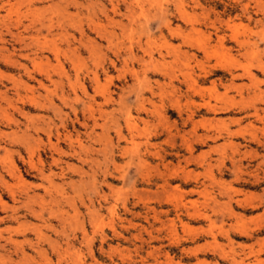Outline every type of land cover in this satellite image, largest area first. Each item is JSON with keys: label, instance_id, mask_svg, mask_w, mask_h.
<instances>
[{"label": "rangeland", "instance_id": "obj_1", "mask_svg": "<svg viewBox=\"0 0 264 264\" xmlns=\"http://www.w3.org/2000/svg\"><path fill=\"white\" fill-rule=\"evenodd\" d=\"M11 1L16 3L22 0ZM100 1L109 9L107 0ZM154 1L150 3L152 8L166 5L164 0ZM75 3L80 4V7ZM55 4H61V7L68 4L64 16L59 14L58 8L53 6ZM88 4V0H44L35 4V8L40 10V17L36 16L37 20L45 26V29H41V34L46 36L43 54L39 55L42 59H40L41 68L50 74V79L55 80L56 85H51L43 77V79L38 76L35 78L40 80L47 90L57 88L58 93H54L52 105L59 110V113L54 117L49 107L48 110L46 109L47 112H43L31 109V106L24 107L23 112L33 118L41 116L48 121L53 120L52 126L55 125L61 135H59L60 141L57 142L54 130L49 133L50 137L46 136V132H39V135H36L31 130L21 139L20 136L25 131L23 119L16 113L11 116L20 123L18 128L14 125L9 126L0 119V133L4 135L0 138V177L7 184L5 189L0 183V199L5 205H0V264H167L169 261L172 264H229L227 261L218 260V253L210 252L206 245L208 242L209 245L212 243L210 233L216 235L219 248L225 252H230V249L241 251L239 245H248L254 242V239L264 240V175L256 170L257 163L264 159V145L257 143H264V71H262L264 12L260 8L262 5L264 11V0H182L181 9L185 12L186 19L185 21L175 19L171 27L174 29L180 26L185 34H188L192 25L195 31L190 33V46L180 47L177 38L170 41L172 49L167 55L165 53L167 46L156 28L155 21L149 23L147 31L142 30L139 24L142 25L144 22L143 15L139 16L135 13L134 21L132 19L131 22L123 17L122 8L119 14L112 18L116 24L107 25L102 22L107 31L111 30L115 34L112 43L108 44L105 39L98 38L88 27L87 12L90 14L92 7L95 11L99 7L95 4L92 6V3ZM22 5L19 8L20 12L25 10V3ZM51 5L53 8L48 9ZM244 5H247L246 12ZM145 6L148 7L147 4ZM168 9L170 12L173 11L172 6ZM16 17L15 14L13 19L16 20ZM26 22L24 20V24H27ZM80 22L83 29L81 37L76 28ZM118 22L120 25L117 24ZM47 28L50 29V33L46 32ZM163 33L165 34V30ZM71 35L73 38L70 37ZM219 37H223V40L218 41ZM138 40L148 53L151 50L152 62L144 56L145 64L148 61L150 66L147 63V67H140L131 60L143 56L136 48ZM87 41L92 42L90 44ZM130 43L133 46L132 54L124 55L129 52ZM245 43H249V46ZM0 46L2 47V44ZM5 47L9 48V51L12 49L9 44ZM118 51L121 52L123 59L125 58L126 64L123 61H115L116 68L113 69L107 62L114 59V54ZM159 52L164 54L163 59L157 55ZM13 59L17 60L15 57ZM103 59L105 61L102 66L107 68L108 73L99 76L100 85L104 90L111 92V100L114 102L104 108L107 116L105 130L94 128L96 134L103 135L99 139L97 137L91 140L93 135L87 138L78 122L82 121V112L86 113L84 102L87 99L83 93L88 96L93 95L89 78L95 71L101 72L97 64ZM27 61L20 62L32 69ZM152 66H156L161 72L153 73ZM145 68L150 70L146 72L143 70ZM245 71L250 73L252 78L247 76ZM134 73L141 80L139 85L133 83ZM163 73L169 74L171 78L162 76ZM231 73L233 76L242 75V78L232 79ZM20 75L22 72H19L17 67L7 68L0 59V93L6 91V95L12 98V83L8 79L10 77L18 79ZM23 80L26 81L25 78ZM142 80L146 84H143ZM147 81L151 83L154 96L148 92H140L141 89H145ZM213 81L217 84L214 88ZM155 82L160 84L159 89ZM230 83L234 88L224 93V87ZM28 84L36 87L32 82ZM81 86L85 88L83 93ZM37 89L39 94L45 95L43 90ZM61 92L64 98L67 97L66 103L59 99ZM140 93L141 98L145 100L144 105L148 113H138L139 102L135 95ZM95 101L101 103L99 98H95ZM207 102L217 108L215 113L201 105ZM1 105L10 114L13 113L4 103ZM72 106L75 107L78 122L71 112ZM255 110L258 111L259 119L262 121L254 116ZM237 119H240V124H235ZM98 123L102 121L99 119ZM249 124L254 127L256 135L254 142H249V134L253 132ZM116 130L127 137L132 134L134 140L141 143L138 146L141 153L147 150L145 141L150 138L148 148L152 152L158 151L164 157L163 161L149 158L147 167L134 171L133 166H127L128 158L134 155L132 153L134 147L118 141ZM238 130L249 131L248 134L245 132V141L239 136H229L230 133ZM27 135L37 140L30 141ZM62 135L71 137L73 151L76 153L68 149V141L64 140ZM76 136H78V145L88 149L91 161L94 164L99 163L95 165L96 167L93 164L89 165L92 166L91 170L85 164L81 165L78 160L82 151L79 152L75 144ZM212 138L215 139L211 140ZM16 139L20 141L27 139L24 143L32 144V148H37L31 160L36 167H40L39 160L43 162L42 173L57 174L55 177L51 175L52 183L57 185L53 186L54 191L50 192L53 199L51 202L48 196H44L43 189L36 188L41 184V175L29 168L26 163L27 149L22 144L18 145ZM166 141L172 146L167 145ZM230 143L238 146V154H232L233 149L227 146ZM50 144L58 145L56 148L58 152L54 151ZM2 148L6 150L5 153ZM103 155L111 159L105 160L104 156L103 160ZM252 155L253 157H250ZM59 158L61 163L54 168L51 160ZM234 158L241 161L238 170L236 166H239V163ZM184 160H189V164L185 165ZM178 163L190 174V178L185 181L183 175L178 174L175 177L176 181L166 187L165 195L160 189L163 179H168L165 167L170 170ZM105 166L108 172L103 174L107 177L104 181L102 168ZM156 166L160 173L166 174L164 178L157 175ZM58 168L62 169V177L58 176ZM71 169L74 170L71 172ZM77 170L78 172H75ZM79 171L85 174H80ZM127 172L131 180L124 183L119 175ZM251 174H259L260 179L257 181L250 176ZM134 179L137 180L135 185L132 184ZM219 182L221 186L217 184ZM42 184H45L44 180ZM109 185L113 189L112 192ZM204 187L207 189L205 194L207 196L198 193L192 195V192H189V190L203 191ZM233 190L236 192L234 193ZM11 192L14 201L18 203L12 201ZM151 193L152 195L156 193L157 198L150 197ZM25 195L31 196L27 206L35 210H39L38 201L43 197L46 206L41 214L45 222L34 218L21 207L26 202ZM251 195L258 198L253 199L254 206L262 203L259 208L238 203V200ZM228 196H231V202H228ZM147 197L150 201H147ZM193 200L198 201L195 207L200 212L205 211L206 202L207 206H214L212 200L220 204L216 207L218 209L215 211L216 214L208 211L214 223L210 224L207 219L192 216L191 208H188L187 212L180 207L181 204L188 207V202ZM14 205L16 207L18 205L19 208L15 215L11 211ZM227 206L236 213V218L226 211ZM48 208L52 209L50 214L47 212ZM153 212L157 214L159 222L153 220ZM146 217L149 224L145 223ZM237 217L238 221H236ZM257 222L263 227L257 229L255 227ZM18 223H25L28 226L24 234H16L13 231L18 227ZM239 223H244L245 228L251 230L249 232L253 233L252 237L239 236L232 229ZM34 227L37 228L35 229L38 230L37 232L33 231ZM35 233H38V238ZM205 249L207 250L204 251ZM21 253L26 256L25 259L22 258ZM238 253L240 257L241 253ZM260 258L264 262V253Z\"/></svg>", "mask_w": 264, "mask_h": 264}, {"label": "bare ground", "instance_id": "obj_2", "mask_svg": "<svg viewBox=\"0 0 264 264\" xmlns=\"http://www.w3.org/2000/svg\"><path fill=\"white\" fill-rule=\"evenodd\" d=\"M42 1H44V0H22V1H20V2H16V3H13L11 0H0V44H2V47L0 48V59L2 60V62L4 63V66H6L7 68H15V67H17L18 68V70H19V72H22V75H20L19 77H18V79H15V78H13V77H10L8 80H10L11 81V83H12V88H11V90L13 91V97L12 98H10V97H8L7 95H6V91H4L3 93H0V119L1 120H3V121H5L6 122V124L7 125H14V127H16V128H18L19 127V125H20V123L17 121V120H15V119H13V118H11V116L13 117V114L14 113H16L21 119H23L24 120V122H23V126L25 127V131L24 132H22L23 133V135L22 136H20L21 137V139H23V136H25L26 135V133L27 132H29V131H31L32 130V132L34 133V134H36V135H39V132H46V136H48V137H50V134L52 133V130H54L55 131V133H56V135H57V138L55 137V139L57 140V142H58V140L60 139V136L59 135H61L60 133H59V130H58V128L55 126V125H53L52 126V124L54 123L53 122V120L51 121H48V120H46V119H44L43 117H30V116H28L26 113H24L23 112V109H24V107H29V106H31L30 108L31 109H35V110H38V111H43V112H45L46 111V109H47V107H49V111H51V113L53 114V116L54 117H56L57 115V113H59V110L56 108V107H54L53 108V96H55V94L56 93H58V90H56L55 88H52V90H47L43 85H42V83H41V81L40 80H37L35 77L36 76H38L39 78H44L45 79V81L47 80L48 82H50L51 83V85H56V82H55V80H53V79H50L51 78V76H50V74L47 72V71H45V70H43L42 68H41V63H40V59L41 58H39V55H41V54H43L42 53V51L44 50V47H45V37L46 36H42V34H41V29H45L44 27L45 26H43V23L41 22V21H38L37 20V15H38V17H40V13H39V11L40 10H38V9H36L35 8V4H38V3H40V2H42ZM95 2H90L89 0H88V2H89V4L90 3H92L91 5L93 6L94 4L95 5H97L98 7V9H96V11L94 10V9H92L91 7V12H90V14H89V12H87V22L89 23L88 24V27H89V29H91L92 31H94L95 32V34H96V36L98 37V38H100V39H105L106 40V42L108 43V44H111L112 43V39L114 38V36H115V34H114V32L113 31H107L106 30V28H105V26L102 24V22H104V23H106L107 25H109V24H112V23H115L113 20H112V18H113V16H115L116 14L118 15L119 13V11H120V9L122 8L123 10H124V12H123V14H124V18L126 17L127 18V20H129V21H131L132 19V21H134V17L136 16V14L137 15H143L142 17L143 18H145V19H143L144 20V22H143V24L141 25V24H139L140 26H142L141 27V29L142 30H146L147 31V29L149 28V23H151V21L153 22V21H155V23L157 24V29H158V31L160 32V34H161V37H162V39L164 40V42H165V44H166V50H165V53H166V55L168 54V51L170 50V49H172V46L170 45V41H172V40H175V38H177L179 41H180V47H183V46H190V43H191V36H190V33H192V32H194L195 31V28L192 26V25H190V28H189V31H190V33H188V34H185V32L182 30V28L180 27V26H176V28H172L171 27V24H172V21H174L175 19H180V20H182V21H185V19H186V14H185V12L183 11V9H181L182 8V6H181V1L182 0H164V2H165V4L166 5H160V6H157V7H155V8H152V6L150 5V3H152V1H154V0H107V2H108V5H109V9H107L105 6H103L102 5V2L100 1V0H94ZM258 1V0H257ZM72 3H73V1H71ZM155 2V1H154ZM154 2H153V4H154ZM25 3V7H24V12H20V10H19V8L21 7V5L22 4H24ZM65 3H67V1L65 2ZM70 3V2H69ZM196 3V2H195ZM88 4V5H89ZM148 5V7H146L145 5ZM170 4V5H169ZM68 4H66L64 7H61V4L60 5H53L55 8H58V12H59V14H61L62 16H64V14H65V10H66V6H67ZM75 5L77 6H79L80 7V4H78V3H75ZM158 5V4H157ZM197 5V4H196ZM23 6V5H22ZM82 6V5H81ZM169 6H172L173 7V11L172 12H170V10L168 9L169 8ZM246 6L247 5H244V10L246 9ZM86 7V6H85ZM145 7H146V9H145ZM51 8H53L52 7V5L48 8V9H51ZM87 8V7H86ZM260 8H261V11L262 12H264L263 11V6L261 5L260 6ZM153 10V12H151ZM49 11V10H48ZM56 12V11H55ZM245 12H246V10H245ZM136 13V14H135ZM17 15V17H16V20H14L13 19V16L14 15ZM43 14V13H42ZM99 14V15H98ZM98 15V16H97ZM109 15H111V17L109 16ZM134 16V17H133ZM31 17V19H28V18H30ZM120 17V16H119ZM41 19V18H40ZM138 19V18H137ZM188 19H189V17H188ZM24 20H26L27 22V24H24ZM50 22L52 21V20H49ZM131 21V22H132ZM136 21V20H135ZM192 21H193V19H192ZM192 21H191V23H192ZM214 21V20H213ZM78 22H79V20H78ZM137 22H139L138 20H137ZM187 22H188V20H187ZM196 23V22H195ZM80 24H81V22L79 23V26L78 27H76L77 28V31H78V34H79V37H81V35L83 34L82 33V28H81V26H80ZM116 24V23H115ZM118 25H120L119 24V22L117 23ZM226 25H228L227 23H226ZM122 26V25H121ZM139 26V27H140ZM115 27V26H114ZM120 27V26H119ZM125 27V26H124ZM123 27V29H125ZM128 27H129V25H128ZM228 27V26H227ZM49 28H51V27H49ZM49 28H47V30H46V32L47 33H50V29ZM130 28V27H129ZM129 28H128V31H129ZM52 29V28H51ZM131 29V28H130ZM163 30H165V34L167 35H165L164 33H163ZM132 32V31H131ZM150 33V32H149ZM124 34V33H123ZM83 36V35H82ZM86 36V35H85ZM147 36V35H146ZM192 36H193V34H192ZM71 38H73V36L71 35L70 36ZM169 37V38H168ZM117 38V37H116ZM75 39V38H74ZM220 40H223V37H219V40L218 41H220ZM136 41V40H135ZM139 41V40H138ZM87 42H89V41H87ZM86 42V43H87ZM90 42H92V41H90ZM89 42V43H90ZM147 43H148V41H147ZM7 44H9L10 45V47L12 48L11 49V51H9L8 49H6V47H5V45H7ZM81 44V43H80ZM91 44V43H90ZM221 44V43H220ZM246 44H248V46H249V43H245V45ZM89 45V44H88ZM252 45H254L253 43H252ZM251 45V46H252ZM94 46V45H93ZM153 46V45H152ZM89 47H90V45H89ZM129 47V52L128 53H126V54H124V55H131L132 54V51H133V46H132V44L130 43V46H128ZM148 47V46H147ZM180 47H178V51L180 52V50H179V48ZM91 48V47H90ZM136 48H138L139 50H140V52L142 53V55L143 56H141V57H139V58H136V59H134V58H132L131 60L133 61V62H135V63H138V65L140 66V67H147V65L149 64L148 63V61H147V65L145 64V59H144V56H147V58L148 59H153L152 58V54H151V50H150V53H148L147 51H146V48L144 49L143 47H142V45H140V41H139V43L137 44V47ZM75 49V48H74ZM92 49V48H91ZM94 49V48H93ZM148 49V48H147ZM150 49V48H149ZM148 49V50H149ZM127 50V49H126ZM90 53V52H89ZM114 54V53H113ZM112 54V55H113ZM157 55L159 56V58L160 59H163V53L162 52H159V53H157ZM17 58V60H14L13 58ZM126 57V56H125ZM134 57V56H133ZM185 57H187V56H185ZM165 58V57H164ZM125 59V58H124ZM123 59V56H122V54H121V52L120 51H118V52H116L115 54H114V59H112V60H109L107 63H108V65H110L113 69H115L116 68V62L115 61H117V62H120V61H123L125 64H126V62H125V60ZM130 59V58H129ZM147 59V60H148ZM186 59V58H185ZM28 60V61H27ZM42 60V59H41ZM20 61H27V62H29L30 63V65H31V68L32 69H29V68H27L23 63L21 64V62ZM104 61H105V59H103L100 63H98L97 64V68H100V71L101 72H99L98 70L97 71H95L94 73H93V75L89 78L90 79V81L89 82H91V85H92V87H91V90H92V92H93V95L92 96H88V95H86L85 93H83V91H85V88H84V86H81V92L83 93V95L85 96V98L87 99V101L86 102H84V104H85V110H86V115L85 114H83L84 113V111L82 112V115H81V119H82V121L81 122H78V120L76 119V113H75V107L74 106H72V107H70L71 108V112H72V114H73V116H74V118H75V121L76 122H78V123H80V124H78V125H80L81 126V128L83 129V134L88 138V137H90V136H92V138H91V140L93 139V140H95L97 137V139H99L103 134H96L95 132H94V128H101L102 129V131H103V129L105 130V128H106V122H105V120H106V114H105V110H104V108H106L111 102H114V101H112L111 100V92H109V91H107V90H104L103 89V87L100 85V78H99V76H101V75H106L107 73H108V71H107V68H103V66H102V64H104ZM131 61V62H132ZM151 62H152V60H151ZM156 62V61H155ZM259 62V61H258ZM123 63V64H124ZM157 63V62H156ZM49 64V63H48ZM153 64V63H152ZM260 64V63H259ZM155 65V64H154ZM158 65V64H157ZM149 66H150V64H149ZM127 67V66H126ZM261 67H263V66H261ZM220 68V67H219ZM45 69V68H44ZM149 69V68H148ZM148 69H143L144 71L146 70V72H147V70ZM163 69V68H162ZM161 69V70H162ZM245 69V68H244ZM150 70V69H149ZM152 72L153 73H155V72H161L159 69H157V67L156 66H152ZM163 70H165V69H163ZM262 71H264V67L262 68ZM149 72V71H148ZM167 72V71H166ZM246 73H247V71H245ZM143 73H145V72H143ZM147 74V73H146ZM65 75V74H64ZM143 75H145V74H143ZM232 75V79H234V78H242V75H240V76H233V74L231 73L230 74V76ZM251 74L250 73H247V76H249L250 78H252V76H250ZM162 76H166V77H168V78H171V77H169V74H166V73H163V75ZM171 76V75H170ZM244 76V75H243ZM121 77V76H120ZM123 77H124V74H123ZM248 77V78H249ZM23 78H25V80L26 81H24L23 80ZM42 78V79H43ZM107 78V77H106ZM131 78H132V76H131ZM141 78V77H140ZM143 78V77H142ZM144 78H145V76H144ZM144 78H143V80H144ZM125 79V77L123 78V80ZM132 79H134L133 81V83H135V84H138L139 85V82H141V80H139L138 79V77H137V75H136V73H134L133 74V78ZM53 80V81H52ZM143 80H142V83H143ZM170 80V79H169ZM145 81V80H144ZM171 81V80H170ZM28 82H32V83H34L35 84V86L36 87H33L32 85H29L28 84ZM257 82H259V81H257ZM59 83V82H58ZM168 83H169V81H168ZM143 84H146V83H143ZM171 84V83H170ZM259 84V83H258ZM261 84V83H260ZM155 85L158 87V89H159V87H160V84L158 83V82H155ZM59 85L57 84V87H58ZM168 86V85H167ZM217 86V84H216V82L215 81H213L212 82V87L214 88V87H216ZM223 86H226V85H223ZM136 87V86H135ZM140 87H141V85H140ZM142 87H143V85H142ZM37 88H40V90H43L44 91V93H45V95H41V94H39L38 93V91L37 90H39V89H37ZM234 88V86H232V83H230L228 86H226V87H224V90H225V92L224 93H226V92H228L230 89H233ZM236 88V87H235ZM122 89V88H121ZM120 89V90H121ZM144 90H146V91H144ZM8 91V90H7ZM140 92H148V93H150V95H153V89H152V87H151V83L149 82V81H147V85L145 86V89L143 88V89H141L140 90ZM55 93V94H54ZM137 93V92H136ZM135 93V94H136ZM226 95V94H225ZM60 97H59V99L63 102V103H66L65 102V100H66V98H64V94L61 92V94L59 95ZM154 96V95H153ZM224 96V95H223ZM135 97H136V99H137V101L139 102V105L137 106L138 107V113H143V112H145V113H148V109L145 107V105H144V102H145V100L143 99V98H141V93L140 94H137V95H135ZM58 98V97H57ZM95 98H99V99H101V103H98V102H96L95 101ZM120 98V97H119ZM261 101V100H260ZM263 101V100H262ZM120 102V101H119ZM242 102V101H241ZM2 103H4L13 113L12 114H10L6 109H4V108H2ZM120 104V103H119ZM151 104V103H150ZM64 105H66V104H64ZM203 107H205L206 108V110H208V111H211V112H213V113H215L216 111H217V108H215L214 106H212V105H210L208 102L207 103H204V104H201ZM95 106V109H93V107ZM245 106V105H244ZM121 107V106H120ZM177 107V106H176ZM220 108V107H219ZM48 110V109H47ZM47 112V111H46ZM120 113V112H119ZM254 116L256 117V118H258L259 119V117H260V115L258 114V111L257 110H255V113H254ZM115 117V116H114ZM188 117V116H187ZM100 119V121H102V123H98V120ZM133 120V119H132ZM260 121H262V119H259ZM259 121V122H260ZM28 123L27 125L25 124V123ZM129 122V121H128ZM231 122V121H230ZM147 123V122H146ZM234 123H235V121H234ZM235 124H240V119H237V121H236V123ZM79 126V127H80ZM46 127V129H44ZM251 127V131L253 130V132L251 133V134H249L250 135V140H249V142H254V141H256V135L254 134V127L251 125V124H249V128ZM240 128V127H239ZM28 129V130H27ZM135 129V128H134ZM193 129V128H192ZM107 130V129H106ZM130 130V129H129ZM131 130H133V128L131 127ZM131 130L129 131V132H131ZM166 130V129H165ZM249 130V129H248ZM88 131V132H87ZM261 131H263V130H261ZM235 132V131H234ZM245 132H246V134H248V132L249 131H246V130H242V131H240V130H238V131H236L235 133H230V137L232 136V137H235V136H239V138H242L244 141H245ZM50 133V134H49ZM94 133H95V135H94ZM115 133V132H114ZM264 133V132H263ZM130 134V133H129ZM145 135H147L146 133H144ZM168 134H170V133H168ZM168 134H167V136H168ZM3 134L2 133H0V138H1V136H2ZM68 135H70V133L68 134ZM66 136V135H62L63 137H64V140H66V141H68V149H70L71 150V152H75V151H73V147H72V144L73 143H71V137L70 136ZM116 135L118 136V141H121V142H125V143H127V144H130L132 147H134L133 149H134V151L132 152V153H134V155L133 156H131V157H129L128 158V160H127V166H133V169H134V171H136V169L138 170V169H142V168H145V167H147L146 165H148V162H147V160L149 159V158H154V159H157L158 161H160V162H162L163 161V159H164V157L161 155V154H159V152L157 151H155V152H152V151H150V149L148 148V146H150L149 145V139L150 138H147L146 139V141H145V147H146V149L147 150H145V152H143V153H141L139 150H138V146H139V144H141L140 142H136L135 140H134V138H133V135L131 134V135H129V137H127V136H125V135H123L122 133H120L119 132V130H116ZM138 135V134H137ZM178 135V134H177ZM4 136V135H3ZM28 136V138H29V140L30 141H33V142H35L37 139H34L33 138V136H31V135H27ZM206 136V135H205ZM78 136H76V140H75V144L78 146L77 148H78V151L80 152V151H82V153L80 152V154H81V157L78 159L79 160V162L81 163V165H83V164H85L86 166H88V168L91 170L92 169V166H89V165H91V164H93L94 166L97 164H94V162H92L91 161V158L89 157V154H88V149H85V148H82V146L81 145H78L79 144V142H78V138H77ZM169 137V136H168ZM173 138H174V136H172ZM177 137V136H176ZM182 137V136H181ZM219 137V136H218ZM24 138H26V137H24ZM170 138V137H169ZM197 138H199V137H197ZM197 138H196V140H197ZM209 138V137H208ZM75 139V138H74ZM145 139V138H144ZM183 139V138H182ZM215 138H212L211 140H214ZM25 140H27V139H25ZM25 140L24 141H20L19 139H16V141L18 142L17 144L19 145V144H22L24 147H25V149H27V152H28V157H27V161H26V163H27V165L29 166V168L30 169H32V170H35L36 172H38L40 175H41V184H39V185H37L36 186V188H41V189H43V193H44V196H48L49 197V201L51 202V199H52V197H51V194H50V192H52V191H54V187H56L55 186V184H54V182L52 183V176L51 175H53L54 177L55 176H57V174H55V173H52V172H48V174H45V173H42V171H43V167H44V165H43V162L41 161V160H39V165H40V167H36L35 165H34V163L32 162V155L35 153V152H37V148H32V144L30 145L29 143L28 144H26V143H24L25 142ZM172 140V139H171ZM201 140V142H203V139L201 138L200 139ZM259 140V139H258ZM60 141V140H59ZM168 141H169V139H168ZM73 142H74V140H73ZM167 142V141H166ZM165 142V143H166ZM172 142H173V140H172ZM230 142V141H229ZM247 142V141H246ZM50 143V142H49ZM81 143V142H80ZM168 143V142H167ZM174 143V142H173ZM259 145H264V143L262 144V142H257ZM53 144V143H52ZM52 144H50V147L51 148H53L54 149V151H56V148H57V146L58 145H52ZM170 144V142L167 144V145H169ZM30 145V146H29ZM36 145V144H35ZM107 145V144H106ZM171 145V144H170ZM175 145V144H174ZM187 145V144H186ZM88 146V145H87ZM154 146V145H153ZM172 146V145H171ZM227 146H228V148L229 147H231L233 150H232V154L233 153H236V154H238L239 152H238V146L237 145H234L233 143H230V144H227ZM83 147H85L84 145H83ZM90 147V146H89ZM151 147H152V145H151ZM189 147V146H188ZM1 148V147H0ZM75 148V147H74ZM87 148V147H86ZM109 149V148H108ZM2 150L4 151V153L6 152V150L5 149H3L2 148ZM131 151V150H130ZM56 152H58V151H56ZM94 152V151H93ZM110 152V151H109ZM7 153H8V151H7ZM6 153V154H7ZM76 153V152H75ZM74 153V154H75ZM90 153V152H89ZM129 153V152H128ZM244 153V152H243ZM61 154H63L64 155V153H62L61 152ZM107 153H105V155H106ZM123 154H125V151L123 152ZM251 154V153H250ZM105 155H103V160H104V156ZM249 155V154H248ZM71 156H72V154H71ZM76 156V155H75ZM244 156V155H243ZM250 157H253V155L252 156H250ZM90 158V161L88 160ZM188 159H189V157H187ZM186 158V159H187ZM93 159V158H92ZM107 159V157L105 156V160ZM109 159H111V158H109ZM109 159H107V160H109ZM185 159V160H186ZM191 160H192V158H190ZM235 159V158H234ZM252 159V158H251ZM95 160V159H94ZM184 160V162H186L185 163V165H188L189 164V160H187V161H185ZM190 160V161H191ZM236 160V159H235ZM35 161V160H34ZM61 161V159L59 158V159H57V160H55V159H52L51 160V162H52V166H54V168L57 166V164L58 163H61L60 162ZM237 161V160H236ZM95 162H96V160H95ZM108 162V161H107ZM238 163H239V166H236V168H237V170L238 169H240V163H241V161H237ZM256 163V162H255ZM99 164V163H98ZM97 164V165H98ZM112 165H113V163H112ZM162 165V164H161ZM96 167V166H95ZM114 167V166H113ZM117 167H119L120 168V166H115L114 168H117ZM122 167H124V166H122ZM66 168V167H65ZM69 168V167H68ZM74 168V167H73ZM7 169V168H6ZM48 169L50 170V168L48 167ZM103 169V171H102V175L103 174H106L107 172H108V169H107V167L105 166L104 168H102ZM8 170V169H7ZM58 170H59V173H58V176L59 177H62L63 176V174H61V172H62V169L61 168H58ZM69 171H70V169H68ZM72 170H74V169H71V172H72ZM98 170V169H97ZM116 170V169H115ZM120 170V169H119ZM153 170V169H152ZM254 170H255V168H254ZM256 170H258V171H261L262 172V174L264 175V159H262V160H260L258 163H257V165H256ZM13 171H14V169H13ZM17 171V170H16ZM100 171V170H99ZM117 171H118V169H117ZM165 171H167L168 172V175H167V178L168 179H163V183H162V185L160 186V189H161V192H165V195H166V187H169V185L171 184V183H173V182H175L176 181V179H175V177H177L178 176V174H181V175H183V179L185 180V181H187L189 178H190V174H188V172H185V169L184 168H182L181 166H180V164L178 163L177 164V166H175L173 169H168L167 170V167H165ZM8 172H10V170H8ZM75 172H78V170L77 171H75ZM92 173H93V170L91 171ZM155 172L157 173V175L159 174V176H160V178H164L165 177V175H164V173H160L159 171H158V166H156L155 167ZM239 172V171H238ZM255 172V171H254ZM79 173L81 174H83L84 172H80L79 171ZM190 173V172H189ZM55 174V175H54ZM85 174V173H84ZM10 175V174H9ZM13 175H15L14 173H13ZM180 175V176H181ZM258 175L259 174H256V175H253V174H251L250 176L251 177H254L257 181L260 179L259 177H258ZM12 176V175H11ZM79 176V178H81L80 177V175H78ZM248 176V175H247ZM249 176V177H250ZM15 177V176H14ZM53 177V178H54ZM85 177H86V175H85ZM210 177V176H209ZM103 178H104V181L106 180V178L107 177H105V175H103ZM119 178H121V180L124 182V183H126V181H130L131 180V178H129V173L127 172V173H125V174H123V175H119ZM149 178V177H148ZM148 178H147V180H148ZM208 179V178H207ZM43 180L45 181V184H42L43 183ZM144 180V179H143ZM212 180H214V179H212ZM236 180V179H235ZM134 182L132 183V184H134L135 185V183H136V179H134L133 180ZM81 182H82V180H81ZM0 183L2 184V185H4L5 186V189H6V182L0 177ZM103 183V182H102ZM212 183V182H211ZM213 183H215V181H213ZM262 183V182H261ZM217 184H219V186H221L220 185V182L219 183H217ZM224 185V184H223ZM54 186V187H53ZM107 186V185H106ZM110 186V185H109ZM186 186H187V184H186ZM214 186V185H213ZM225 186V185H224ZM226 186H228V185H226ZM111 187V186H110ZM7 188H8V186H7ZM95 188V187H94ZM205 188V187H204ZM203 188V189H204ZM227 189H228V187H226ZM202 189V190H203ZM222 189V188H221ZM111 192L113 191V189H112V187H111ZM231 190V189H230ZM135 191V190H134ZM138 191V190H137ZM178 191V190H177ZM226 191H228V190H226ZM263 191V190H262ZM189 192H192V195H194V194H200V195H202L203 196V194L205 195V194H207V189L205 188L203 191H197V190H189ZM188 192V193H189ZM224 192H225V190H224ZM224 192H222V193H224ZM233 192L235 193L236 191L235 190H233ZM26 193V192H25ZM158 193V192H157ZM177 193V192H176ZM136 194V193H135ZM162 194V193H161ZM161 194H159V195H161ZM184 194V193H183ZM191 194V193H190ZM225 194V193H224ZM244 194V193H243ZM264 194V193H263ZM11 195H12V197H13V193L11 192ZM138 195V194H137ZM155 195H157L156 193L155 194H153L152 195V193H151V196L150 197H155ZM173 195V194H172ZM227 195V194H226ZM26 196V198H24L25 200H26V202H24L23 203V205L21 206L22 208H24V209H26L29 213H31L33 216H34V218H39L41 221H43V222H45V220L42 218V210H45V204H44V201L45 200H43V197H40L39 198V201H38V204H40L39 205V210H35V209H33L32 207H29V206H27V203L29 202V200H30V198H31V196H28V195H25ZM162 196H163V194H162ZM161 196V197H162ZM205 196H207V195H205ZM32 197H34V196H32ZM139 197V196H138ZM145 197H146V195H145ZM148 197H149V195H148ZM147 197V201H150L149 200V198ZM161 197H160V199H161ZM180 197V196H179ZM183 197V196H182ZM227 197V196H226ZM229 197V196H228ZM231 197V196H230ZM230 197L228 198V202H231L230 201ZM246 197V196H245ZM35 198V197H34ZM37 198V197H36ZM111 198V197H110ZM137 198V197H136ZM155 198H157V197H155ZM158 198H159V196H158ZM255 198H257V196L255 197ZM254 198V195H251V196H249V197H246L245 199H241V200H238V203L239 204H243V205H245V204H247V205H249V206H251V208L253 207V208H259V206L260 205H262V203H259L257 206L255 205L254 206V204H252V201H253V199H255ZM33 199V198H32ZM62 199V198H61ZM65 199V198H64ZM68 199V198H67ZM142 199V198H141ZM180 199V198H179ZM211 199H213V198H211ZM258 199V198H257ZM53 200V199H52ZM102 200V199H101ZM139 200H140V197H139ZM151 200H153V198L151 199ZM162 200V199H161ZM210 200V199H209ZM214 200V199H213ZM212 200V202H213V205L214 206H207L206 205V203H204V208H205V211L204 212H200L196 207V203L198 202V201H189L188 203H189V206L187 207L185 204H181L180 205V207L181 208H184L187 212H188V208H191L192 209V216H194V217H196L197 216V218H202V219H207L209 222H210V224H212V223H214V221L212 220V217L208 214V211H210V212H212V213H215L216 214V210H218L216 207H218L220 204H218L217 202H215V201H213ZM12 201L14 202V203H18V201H14V197H13V199H12ZM82 201V200H81ZM20 202V201H19ZM49 202V203H50ZM167 202V201H166ZM13 203V204H14ZM30 203V202H29ZM144 203V202H143ZM226 203V202H225ZM224 203V204H225ZM21 204V203H20ZM201 204V203H200ZM203 204V203H202ZM0 205L1 206H5V205H3L2 204V200L0 199ZM218 205V206H217ZM175 206V205H174ZM196 206V207H195ZM238 206V205H237ZM20 207V208H21ZM209 207V209H207ZM7 208V207H6ZM148 208V207H147ZM224 208V207H223ZM19 208H18V205H17V207L14 205L13 206V209L11 210L12 212H13V215H15V214H17V212L19 211L18 210ZM112 209V208H111ZM151 209V208H150ZM220 209V208H219ZM226 209V208H225ZM227 209L228 210H226V211H229V213H230V215L231 216H233V217H235V214L236 213H234V211H232V209H231V207H228L227 206ZM51 208H48L47 209V212H48V214H50L51 213ZM77 210V209H76ZM11 212V213H12ZM113 213V212H112ZM56 214V213H55ZM63 214V213H62ZM153 220L154 221H158L159 222V218H158V216H157V214L155 213V212H153ZM189 214V213H188ZM228 215V214H227ZM102 216V215H101ZM263 216V215H262ZM239 217V216H238ZM238 217H237V219H236V221H238ZM264 217V216H263ZM236 218V217H235ZM259 218V217H258ZM253 220V219H252ZM252 220H251V222H252ZM15 221V220H14ZM258 221L260 222V220L258 219ZM241 222V221H240ZM242 222H244V221H242ZM255 222V221H254ZM259 222H257V223H255V227L257 228V229H260L261 227H263V225L261 226L260 225V223ZM145 223H147V224H149L148 223V218L146 217L145 218ZM161 224L163 223V222H160ZM246 223V222H245ZM253 223V222H252ZM263 224V223H262ZM49 225V224H48ZM131 225V224H130ZM173 225V224H172ZM131 227V226H130ZM134 227V226H133ZM142 227V226H141ZM232 227V226H231ZM230 227V228H231ZM27 228H28V226L25 224V223H18V227L17 228H13L14 230V232H16V234H24L26 231H27ZM143 228V227H142ZM248 228V227H247ZM12 229V228H11ZM35 229H37L36 227H34V230L33 231H38V230H35ZM126 229V228H125ZM232 229H234V231L235 232H237L238 234H239V236H243V237H245V238H249V237H252V234L253 233H250L249 231H251V230H247L246 228H245V224L244 223H239L238 225L236 224V226H234V227H232ZM9 230V229H8ZM145 230V229H144ZM169 230V229H168ZM189 230H191V229H189ZM208 230V229H207ZM221 230H223V229H221ZM209 231V230H208ZM217 231V230H216ZM224 231H226V230H224ZM219 232H220V230H219ZM216 233V232H215ZM222 233H223V231H222ZM35 234H37V238L39 237L38 236V233H35ZM187 234V233H186ZM192 234H194V233H192ZM211 234V238H212V243L209 245L208 243L206 244V245H208L207 247H209V250H210V252H212V254H217L218 253V260H220V261H227L229 264H264V262L262 261V259L260 258V256L264 253V240H262V239H254L255 241L254 242H252V243H250V244H248V245H244V246H242V245H239V248L241 249V251H238V252H240L241 254H240V257H239V253L237 252V251H235L234 249H230V252H225L224 250H221L220 248H219V245H218V243H217V238H216V235L214 234V235H212V233H210ZM221 234V233H220ZM149 235V234H148ZM224 235V234H223ZM10 240V239H9ZM171 242V241H170ZM11 243V242H10ZM17 243V242H16ZM13 244H15L14 242H13ZM16 246H18V244H15ZM222 245H220V247H221ZM199 248V247H198ZM21 249V248H20ZM51 249H52V247H51ZM68 249V248H67ZM204 249V248H203ZM53 250V249H52ZM65 250V249H64ZM114 250V249H113ZM207 249H205L204 251H206ZM17 251V250H16ZM196 251H198V250H196ZM57 254V253H56ZM59 255V254H58ZM21 256H22V258L23 259H25V255L23 254V253H21ZM60 257V256H59ZM58 261V260H57ZM217 263H218V261H217ZM167 264H172V262H168ZM216 264V263H215Z\"/></svg>", "mask_w": 264, "mask_h": 264}]
</instances>
